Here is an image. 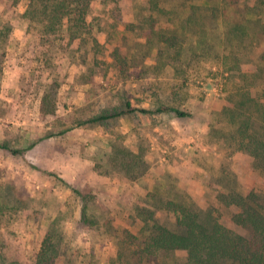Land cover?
I'll use <instances>...</instances> for the list:
<instances>
[{"label":"rangeland","instance_id":"rangeland-1","mask_svg":"<svg viewBox=\"0 0 264 264\" xmlns=\"http://www.w3.org/2000/svg\"><path fill=\"white\" fill-rule=\"evenodd\" d=\"M147 2L94 0L87 16L92 35L71 56L52 51L56 72L49 73L39 61L38 27L24 16L28 0H0V145L35 144L21 156L0 150V238L12 260L35 264L52 231L60 235L55 264H185V251L145 254L139 211L154 210L156 199L192 203L203 219L247 236L226 197L253 191L264 202V173L212 127L225 128L218 114L235 83L245 86L244 73H260L257 64L264 69L257 62L264 36L226 37L209 10L217 0ZM52 81L57 111L43 116ZM127 102L191 116L135 112L80 124ZM124 150L143 163L140 171L121 167ZM73 188L88 197L94 225L83 222L85 204ZM156 217L178 230L173 212L158 209Z\"/></svg>","mask_w":264,"mask_h":264},{"label":"trees","instance_id":"trees-1","mask_svg":"<svg viewBox=\"0 0 264 264\" xmlns=\"http://www.w3.org/2000/svg\"><path fill=\"white\" fill-rule=\"evenodd\" d=\"M241 1L217 0L210 5L209 10L213 16L221 20L220 24H223L226 37L234 35L236 38L245 39L251 32L255 38L263 37L264 0H253L251 4ZM93 2L94 0H28V9L24 16H28V20L38 27L39 61L47 72H56L52 51L61 50L68 54L70 51L71 54H75L77 50H81L87 36L92 35L87 16ZM147 3L160 6L159 0H148ZM191 6L195 8L199 4L191 3ZM228 17L232 19L229 21ZM66 39L67 43L64 42ZM94 42L95 47L99 46L96 39ZM4 56V53L0 55V71ZM257 62L264 63V54L257 55ZM256 70L260 73L250 75L244 73L245 86L235 83L234 89L227 97L226 106L218 114L227 120V124L225 128L213 126L212 135L229 142L236 150L248 153L253 158L256 169L264 173V69L257 64ZM249 77L252 81H248ZM57 92V82L52 81L46 85L41 102L43 116L56 114ZM135 112L142 114L171 112L178 118L191 116L187 111L163 104L152 111L135 108L127 102L117 112H106L80 124H101ZM34 145L17 149L1 144L0 150L21 156ZM124 154H127L128 161L124 162L123 158L119 157L121 167L140 171L143 163L130 160L131 154L128 151L124 150ZM65 184L71 187L68 183ZM72 190L85 204L82 208L83 222L94 225L95 222L89 220L87 216L88 197L78 189ZM226 200L228 207L238 208L239 212L232 217L233 222L246 231L247 236L227 228L217 220L203 219L192 203L156 199L154 210L140 209L139 216L144 224L141 231L146 256L185 251L187 253L185 264H264V202L253 191L248 194L232 191ZM158 209L176 215L178 230H172L157 219ZM57 234L50 231L43 237L35 264L56 263L60 236ZM1 242L0 238V264H20L5 254Z\"/></svg>","mask_w":264,"mask_h":264}]
</instances>
